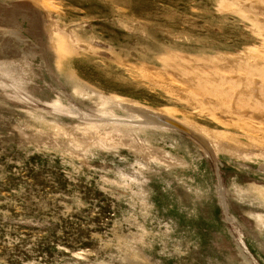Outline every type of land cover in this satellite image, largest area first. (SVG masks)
<instances>
[{"label":"rangeland","instance_id":"rangeland-1","mask_svg":"<svg viewBox=\"0 0 264 264\" xmlns=\"http://www.w3.org/2000/svg\"><path fill=\"white\" fill-rule=\"evenodd\" d=\"M0 264H264V0H0Z\"/></svg>","mask_w":264,"mask_h":264},{"label":"water","instance_id":"water-1","mask_svg":"<svg viewBox=\"0 0 264 264\" xmlns=\"http://www.w3.org/2000/svg\"><path fill=\"white\" fill-rule=\"evenodd\" d=\"M150 117L156 119L161 124L174 127L180 131H183L184 133H187L188 135L194 137L195 139H199V137L197 135H195L192 131H190L185 126H183L182 124H180L176 121H173L171 119H168V118L163 117V116H158V115H150Z\"/></svg>","mask_w":264,"mask_h":264},{"label":"bare ground","instance_id":"bare-ground-1","mask_svg":"<svg viewBox=\"0 0 264 264\" xmlns=\"http://www.w3.org/2000/svg\"><path fill=\"white\" fill-rule=\"evenodd\" d=\"M169 119V118H168Z\"/></svg>","mask_w":264,"mask_h":264}]
</instances>
